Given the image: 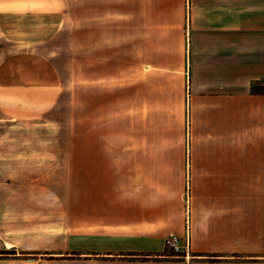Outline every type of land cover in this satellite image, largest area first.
Instances as JSON below:
<instances>
[{"label": "crops", "instance_id": "crops-1", "mask_svg": "<svg viewBox=\"0 0 264 264\" xmlns=\"http://www.w3.org/2000/svg\"><path fill=\"white\" fill-rule=\"evenodd\" d=\"M85 1L93 9L102 2ZM103 1L108 38L118 46L114 61L123 62L133 33L136 69L143 71L144 56L151 68L152 98L159 94L155 78L175 80L185 116L178 202L169 169L159 181L158 169L135 168L133 183L119 169L106 184L100 231L64 239L39 232L41 225L22 215L11 220L4 208L17 202L2 201L0 264H264V0ZM78 6L0 0V16L76 15ZM59 95L49 59L0 56L6 119H42ZM186 229L187 256L171 255L164 240Z\"/></svg>", "mask_w": 264, "mask_h": 264}, {"label": "rangeland", "instance_id": "rangeland-1", "mask_svg": "<svg viewBox=\"0 0 264 264\" xmlns=\"http://www.w3.org/2000/svg\"><path fill=\"white\" fill-rule=\"evenodd\" d=\"M101 1L93 9L79 0L76 15L0 16V56L39 54L60 79L44 118L20 123L0 114V203L15 200L6 216L39 223L48 237L98 233L106 184L119 169L127 183L135 168L158 169L159 181L169 169L178 202L185 116L175 80L155 78L152 98L151 68L144 56L143 71L136 69L133 33L123 62L114 61L118 46L108 38L111 17Z\"/></svg>", "mask_w": 264, "mask_h": 264}, {"label": "built area", "instance_id": "built-area-1", "mask_svg": "<svg viewBox=\"0 0 264 264\" xmlns=\"http://www.w3.org/2000/svg\"><path fill=\"white\" fill-rule=\"evenodd\" d=\"M164 247L173 256L186 257L189 247L187 229L183 237L170 236L165 239Z\"/></svg>", "mask_w": 264, "mask_h": 264}, {"label": "trees", "instance_id": "trees-1", "mask_svg": "<svg viewBox=\"0 0 264 264\" xmlns=\"http://www.w3.org/2000/svg\"><path fill=\"white\" fill-rule=\"evenodd\" d=\"M261 91H263V90H261Z\"/></svg>", "mask_w": 264, "mask_h": 264}]
</instances>
